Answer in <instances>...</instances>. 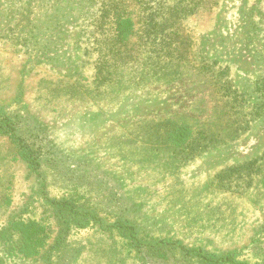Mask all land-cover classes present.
Returning <instances> with one entry per match:
<instances>
[{"label": "rangeland", "instance_id": "374dc122", "mask_svg": "<svg viewBox=\"0 0 264 264\" xmlns=\"http://www.w3.org/2000/svg\"><path fill=\"white\" fill-rule=\"evenodd\" d=\"M0 264H264V0H0Z\"/></svg>", "mask_w": 264, "mask_h": 264}, {"label": "trees", "instance_id": "16d2710c", "mask_svg": "<svg viewBox=\"0 0 264 264\" xmlns=\"http://www.w3.org/2000/svg\"><path fill=\"white\" fill-rule=\"evenodd\" d=\"M57 204H58V205H64V203H62V202H57Z\"/></svg>", "mask_w": 264, "mask_h": 264}]
</instances>
